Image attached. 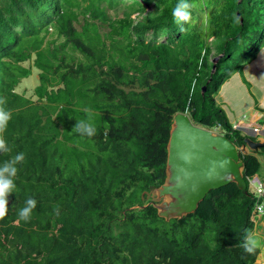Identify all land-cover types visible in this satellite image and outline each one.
Here are the masks:
<instances>
[{
  "label": "trees",
  "instance_id": "1",
  "mask_svg": "<svg viewBox=\"0 0 264 264\" xmlns=\"http://www.w3.org/2000/svg\"><path fill=\"white\" fill-rule=\"evenodd\" d=\"M189 2L191 20L177 25V0H0V98L12 114L0 164L24 154L0 221V264L255 261L258 247L240 246L260 200L254 155H241L247 194L230 182L168 220L135 206L165 179L176 112L238 144L245 137L216 96L264 43V0ZM36 71L32 92L19 89ZM85 109L92 138L71 132ZM29 198L37 206L24 222Z\"/></svg>",
  "mask_w": 264,
  "mask_h": 264
},
{
  "label": "water",
  "instance_id": "2",
  "mask_svg": "<svg viewBox=\"0 0 264 264\" xmlns=\"http://www.w3.org/2000/svg\"><path fill=\"white\" fill-rule=\"evenodd\" d=\"M221 55L214 56L212 72ZM242 154L254 155L262 163L264 135L245 136L238 144L224 133L196 124L188 113L176 112L167 143L165 179L146 191L147 201L135 206L152 204L168 220L194 212L211 189L230 182L247 194Z\"/></svg>",
  "mask_w": 264,
  "mask_h": 264
},
{
  "label": "crops",
  "instance_id": "3",
  "mask_svg": "<svg viewBox=\"0 0 264 264\" xmlns=\"http://www.w3.org/2000/svg\"><path fill=\"white\" fill-rule=\"evenodd\" d=\"M216 98L245 136L264 135V43L254 58L243 65L242 71L223 82ZM252 233L259 241L258 254L252 264H264V215L259 212L255 215Z\"/></svg>",
  "mask_w": 264,
  "mask_h": 264
},
{
  "label": "clouds",
  "instance_id": "4",
  "mask_svg": "<svg viewBox=\"0 0 264 264\" xmlns=\"http://www.w3.org/2000/svg\"><path fill=\"white\" fill-rule=\"evenodd\" d=\"M192 7L193 5L189 2V0H177V4L172 11L174 22L177 25L189 22L191 20ZM5 104L6 100L4 98H0V153L2 154L11 152V148L8 146V143L4 138V133L7 130L8 122L11 120L12 114L4 107ZM85 111L88 113V119L76 121L71 132L78 134L82 138H92L97 134V129L92 122L93 114L91 109H85ZM23 161L24 154L21 152L0 164V221H2L8 213V197L16 191L15 178L18 173L17 165L21 164ZM259 179L262 180L260 177ZM36 206L37 201L35 199H27L25 206L18 213L19 220L24 222L30 221L33 210ZM256 208L260 215H264V203L257 204ZM54 211L58 214V207L54 209ZM240 246L246 253L251 254L259 246V241L256 236L249 231L245 235Z\"/></svg>",
  "mask_w": 264,
  "mask_h": 264
},
{
  "label": "rangeland",
  "instance_id": "5",
  "mask_svg": "<svg viewBox=\"0 0 264 264\" xmlns=\"http://www.w3.org/2000/svg\"><path fill=\"white\" fill-rule=\"evenodd\" d=\"M262 11L264 12V6H262ZM36 72H34L32 75H30L27 78H24V80L22 81V83L19 86V89H23L25 88L27 93H31L32 89L34 87V85L38 82L37 76H36ZM259 177L264 181V169H262L261 174L259 175ZM250 189L253 190V186H250Z\"/></svg>",
  "mask_w": 264,
  "mask_h": 264
},
{
  "label": "built area",
  "instance_id": "6",
  "mask_svg": "<svg viewBox=\"0 0 264 264\" xmlns=\"http://www.w3.org/2000/svg\"><path fill=\"white\" fill-rule=\"evenodd\" d=\"M241 116H240V118L243 119L244 115H241ZM236 123L237 122H235L233 124L234 127H236V125H235ZM250 182L252 183V186L255 189L258 197H260V200L256 203V206H257V204L264 203V183L262 182V180L259 179V177L257 175L252 176L250 178ZM256 211H257V208H256Z\"/></svg>",
  "mask_w": 264,
  "mask_h": 264
}]
</instances>
